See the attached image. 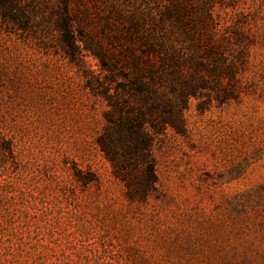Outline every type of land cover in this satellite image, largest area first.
Wrapping results in <instances>:
<instances>
[{
	"label": "rangeland",
	"instance_id": "374dc122",
	"mask_svg": "<svg viewBox=\"0 0 264 264\" xmlns=\"http://www.w3.org/2000/svg\"><path fill=\"white\" fill-rule=\"evenodd\" d=\"M205 2L244 52L241 91L189 99L144 200L99 149L104 105L56 36L0 27V264H264V0Z\"/></svg>",
	"mask_w": 264,
	"mask_h": 264
},
{
	"label": "trees",
	"instance_id": "16d2710c",
	"mask_svg": "<svg viewBox=\"0 0 264 264\" xmlns=\"http://www.w3.org/2000/svg\"><path fill=\"white\" fill-rule=\"evenodd\" d=\"M195 0H0V27L61 52L104 105L96 137L130 198L157 185L153 146L185 132L191 97L204 110L236 98L243 51ZM198 6V7H197ZM97 59L98 71L85 67ZM93 179V177H91Z\"/></svg>",
	"mask_w": 264,
	"mask_h": 264
}]
</instances>
